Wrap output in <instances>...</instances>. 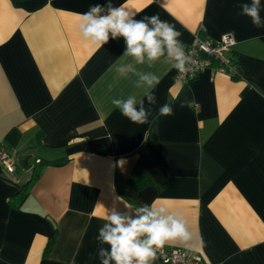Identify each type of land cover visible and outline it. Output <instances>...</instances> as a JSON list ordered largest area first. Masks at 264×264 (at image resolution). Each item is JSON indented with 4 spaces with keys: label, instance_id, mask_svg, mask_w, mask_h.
<instances>
[{
    "label": "crops",
    "instance_id": "0c3cea01",
    "mask_svg": "<svg viewBox=\"0 0 264 264\" xmlns=\"http://www.w3.org/2000/svg\"><path fill=\"white\" fill-rule=\"evenodd\" d=\"M97 3L107 0H0V143L13 166L0 162V264H100L103 217L136 220L154 201L192 235L164 248L208 264H264V0L259 28L241 15L251 0H112L135 19L159 15L184 47L233 35L239 74L205 69L186 83L166 54L141 65L123 55L122 37L99 49L85 41L79 14ZM124 65L136 72L120 76ZM136 73L160 78L155 105ZM130 95L145 100L148 123L112 104ZM165 103L173 115H158ZM135 165L153 182L131 187Z\"/></svg>",
    "mask_w": 264,
    "mask_h": 264
},
{
    "label": "clouds",
    "instance_id": "9594fccd",
    "mask_svg": "<svg viewBox=\"0 0 264 264\" xmlns=\"http://www.w3.org/2000/svg\"><path fill=\"white\" fill-rule=\"evenodd\" d=\"M260 0H251V3L241 5V15L247 16L256 27L262 26L260 15ZM102 12L107 14L101 15ZM80 15L79 31L85 41L90 42L96 49L103 47L111 39L122 37L126 49L124 56L132 57L136 64H150L167 55L169 60H174L172 67L180 73L188 71L184 42L180 39L181 33L159 15L145 16L135 19L134 15L126 10V5L114 6L112 0H107L106 5L99 3L90 5L85 13ZM120 76L129 72H136L132 65L117 67ZM139 81L136 86L147 85L149 91L144 93L147 103L155 105L157 97L155 89L160 83V78L153 73H136ZM112 104L119 109L122 116L130 122L143 125L149 122L151 110L145 107V100H137L130 95L126 99L112 100ZM181 107L184 102H181ZM174 107L165 103L158 110L159 116H171ZM156 202L150 209L145 205L137 209L141 213L136 220H128L119 214L105 215L107 223L99 229L96 237L100 244L108 245L107 248L98 249L97 256L100 264H152L157 252L166 245L188 244L192 240L191 233L185 224L165 216V208L155 209ZM141 237H146L141 239ZM203 243L201 238V244ZM192 247L191 250H194Z\"/></svg>",
    "mask_w": 264,
    "mask_h": 264
},
{
    "label": "built area",
    "instance_id": "2783aa9c",
    "mask_svg": "<svg viewBox=\"0 0 264 264\" xmlns=\"http://www.w3.org/2000/svg\"><path fill=\"white\" fill-rule=\"evenodd\" d=\"M234 42V37L230 32H225L215 39L196 37L189 46H185L188 71L180 73L176 70L175 79L186 83L205 69H208L211 73L222 72L230 76L238 75L239 69L236 60L229 53ZM0 162L7 169H13L11 157L2 145H0ZM153 263L208 264L190 251L166 248L157 252Z\"/></svg>",
    "mask_w": 264,
    "mask_h": 264
},
{
    "label": "trees",
    "instance_id": "16d2710c",
    "mask_svg": "<svg viewBox=\"0 0 264 264\" xmlns=\"http://www.w3.org/2000/svg\"><path fill=\"white\" fill-rule=\"evenodd\" d=\"M234 59H235V57H234ZM13 134H14V131L11 129L4 136V140L10 145L15 144L16 140H17V136H15ZM0 145H2L4 147L3 143H0ZM0 175L3 176L1 169H0ZM29 182H30V180H28L26 183H23V184L22 183L16 184V185H18V187L20 189L22 188L23 190H20L18 188V190L10 196V203L12 205H16V203L20 200V198L24 194L25 189L27 188ZM152 182L153 181H152L151 177L148 175V173L139 165L134 166V168L131 171V174L127 178V183L135 189H140V188L144 187L145 185L152 183ZM152 264H154L153 261H152Z\"/></svg>",
    "mask_w": 264,
    "mask_h": 264
}]
</instances>
